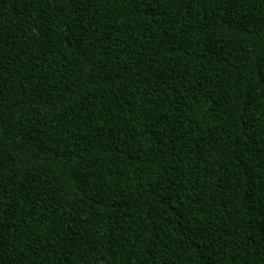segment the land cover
<instances>
[{
  "label": "trees",
  "instance_id": "trees-1",
  "mask_svg": "<svg viewBox=\"0 0 264 264\" xmlns=\"http://www.w3.org/2000/svg\"><path fill=\"white\" fill-rule=\"evenodd\" d=\"M0 264H264V0H0Z\"/></svg>",
  "mask_w": 264,
  "mask_h": 264
}]
</instances>
